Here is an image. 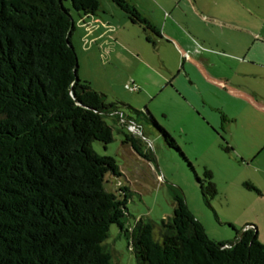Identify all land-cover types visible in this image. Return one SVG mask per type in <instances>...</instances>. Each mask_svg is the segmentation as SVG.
Segmentation results:
<instances>
[{"label": "trees", "instance_id": "16d2710c", "mask_svg": "<svg viewBox=\"0 0 264 264\" xmlns=\"http://www.w3.org/2000/svg\"><path fill=\"white\" fill-rule=\"evenodd\" d=\"M67 1L83 17L101 7L100 0H0V264H114L106 245L113 225L128 241L131 234L137 264H264L257 227L235 230L234 243L216 242L178 192L157 236L151 221L127 227L128 188L106 187L122 176L120 168L93 149L114 140L107 118L139 157L154 161L136 137L144 136L145 119L191 163L147 109L109 103L78 78ZM110 1L132 24L161 37L135 5ZM196 178L206 203L218 195L208 169Z\"/></svg>", "mask_w": 264, "mask_h": 264}, {"label": "rangeland", "instance_id": "374dc122", "mask_svg": "<svg viewBox=\"0 0 264 264\" xmlns=\"http://www.w3.org/2000/svg\"><path fill=\"white\" fill-rule=\"evenodd\" d=\"M127 1L146 18L156 22L166 37L157 45L149 43L144 29L132 24L110 0H100L97 15L88 19L79 15L67 1L65 6L71 10L76 24L71 40L78 56V77L104 94L109 103L119 100L139 111L147 109L175 139L192 167L176 150L167 146L145 119L140 120L144 136L138 134L136 137L144 151L152 152L154 161L139 157L123 143L124 136L119 127L108 117L114 140L107 146L94 142L93 149L99 156L113 157L120 168L122 176L117 181L112 179L106 187L108 190H113L114 185L116 189L128 188L127 227L135 228L140 220L151 221L156 225L154 234L157 236L161 222L173 216V196L178 192L210 239L234 243L237 237L235 230L254 225L259 241L264 244V155L258 152L264 145V113L258 112L254 106H247L246 114L236 124L226 122L224 131L214 129L198 112L200 109L213 111L208 106L202 109V100L195 101V65L190 62L188 54V47L195 48V39L200 40L201 33L217 28L210 15L216 11L224 13L230 5L224 0L217 4L216 0ZM242 1L246 10L258 18L252 19L249 15L246 25L251 27L256 22H263L264 26V0ZM230 4L234 11L241 8L237 3ZM231 23L236 22L232 20ZM218 27L222 28L221 25ZM204 45L202 43V47ZM204 50L213 59H221L212 70L218 76L227 75L229 65L222 60L225 56L213 55L225 54L215 49ZM183 60L191 83H185L180 76L173 85H169V81L164 82L178 73ZM255 83L251 76L242 84L250 89ZM201 89L206 93L212 91L204 84H201ZM195 103L200 106L196 104V108ZM121 111L126 116L130 115L127 108ZM229 126L230 131L227 130ZM131 132L135 134L137 130L131 129ZM227 147L232 150L226 151ZM205 169L213 174L218 190V195L210 198L208 203L196 178L202 179ZM247 185L254 186L248 188ZM129 237L128 241L116 225L111 227L106 245L114 264H137L131 250V234Z\"/></svg>", "mask_w": 264, "mask_h": 264}, {"label": "crops", "instance_id": "0c3cea01", "mask_svg": "<svg viewBox=\"0 0 264 264\" xmlns=\"http://www.w3.org/2000/svg\"><path fill=\"white\" fill-rule=\"evenodd\" d=\"M219 0H216V4ZM237 3L240 10H232L230 3ZM228 3L229 10L227 13L211 12L210 17L214 20V29L201 33L200 40L195 39V48L188 47L189 60L195 65V101L200 102L201 108L206 109L208 106L213 112H203L201 109L198 112L202 114L210 125L219 130H225L224 123H237L238 119L247 112V106H254L258 112L264 113V26L260 22L255 26L248 27L246 19L250 15L252 19H257L255 15L246 10V5L241 0H224ZM244 6V7H243ZM243 7V10H241ZM95 17V16H89ZM89 17H86L87 19ZM149 19V18H148ZM151 20V19H150ZM234 20L236 23H231ZM98 20H94L97 22ZM152 21V20H151ZM103 22V21H102ZM154 22V21H152ZM220 22V23H219ZM105 23V22H104ZM161 28L156 22H154ZM106 24V23H105ZM92 25V24H91ZM221 25V29L218 27ZM216 29V30H215ZM218 29V30H217ZM162 30V29H161ZM163 39L166 37L162 31ZM162 39V40H163ZM202 43L205 44L202 47ZM209 45V47L207 46ZM215 51H220L225 55L213 54L215 57H224V60L229 65L227 75L218 76L212 67L217 66L221 59H213V56L207 57L205 48ZM218 60V61H217ZM188 63V62H187ZM190 66H193L190 64ZM182 71L178 75H172L168 80L175 78L178 80L180 76L184 82L191 83L188 67L185 60L181 63ZM175 76V77H174ZM254 77L256 83L250 89L244 87L242 83L249 77ZM201 84L208 85L212 91L206 93L201 89ZM186 85V84H183ZM178 87V86H177ZM195 103V107H196ZM199 105V103L197 104ZM199 105V106H200ZM197 108V107H196ZM215 111H219L216 114ZM231 126L227 127L230 131ZM258 152L264 155V145L259 147ZM257 153V154H259ZM254 186V185H252Z\"/></svg>", "mask_w": 264, "mask_h": 264}, {"label": "flooded vegetation", "instance_id": "af4514ba", "mask_svg": "<svg viewBox=\"0 0 264 264\" xmlns=\"http://www.w3.org/2000/svg\"><path fill=\"white\" fill-rule=\"evenodd\" d=\"M141 12V11H140ZM148 19V18H147ZM148 20H150V19H148ZM151 21V20H150ZM152 22V21H151ZM159 30H160V32H161V37H157L156 35H154L153 33H151L150 31H146L145 29H144V32L147 34V37L148 38H150L151 39V41H148V39H147V41L149 42V43H153V45H157L158 43H159V41H161L162 39H163V35H162V30H161V28H159L154 22H152ZM135 25V24H134ZM141 27V26H140ZM181 71H182V68L181 69H179V71H178V73L177 74H175V76L176 75H178V74H180L181 73ZM174 76V77H175ZM174 79L175 78H173V79H171L168 83H169V85H173V81H174ZM176 88L178 89V87L176 86ZM178 92L180 91L179 89L177 90ZM180 94L182 95V93L180 92Z\"/></svg>", "mask_w": 264, "mask_h": 264}, {"label": "built area", "instance_id": "2783aa9c", "mask_svg": "<svg viewBox=\"0 0 264 264\" xmlns=\"http://www.w3.org/2000/svg\"><path fill=\"white\" fill-rule=\"evenodd\" d=\"M131 129H134V130H136V128H135V127H132Z\"/></svg>", "mask_w": 264, "mask_h": 264}, {"label": "water", "instance_id": "95a60500", "mask_svg": "<svg viewBox=\"0 0 264 264\" xmlns=\"http://www.w3.org/2000/svg\"><path fill=\"white\" fill-rule=\"evenodd\" d=\"M77 68H78V66H77ZM79 78V77H78Z\"/></svg>", "mask_w": 264, "mask_h": 264}]
</instances>
